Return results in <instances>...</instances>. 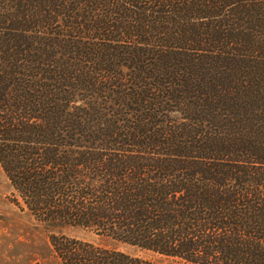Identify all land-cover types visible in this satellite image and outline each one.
Wrapping results in <instances>:
<instances>
[{
    "label": "trees",
    "instance_id": "16d2710c",
    "mask_svg": "<svg viewBox=\"0 0 264 264\" xmlns=\"http://www.w3.org/2000/svg\"><path fill=\"white\" fill-rule=\"evenodd\" d=\"M0 166L48 224L264 264V0H0ZM49 240L62 264H161Z\"/></svg>",
    "mask_w": 264,
    "mask_h": 264
},
{
    "label": "rangeland",
    "instance_id": "374dc122",
    "mask_svg": "<svg viewBox=\"0 0 264 264\" xmlns=\"http://www.w3.org/2000/svg\"><path fill=\"white\" fill-rule=\"evenodd\" d=\"M9 179L0 166V264H62L50 243L51 233H64L96 244L155 260L161 264H191L141 250L126 243L76 227H60L38 220L17 204Z\"/></svg>",
    "mask_w": 264,
    "mask_h": 264
}]
</instances>
